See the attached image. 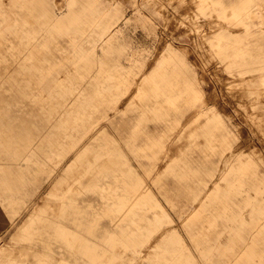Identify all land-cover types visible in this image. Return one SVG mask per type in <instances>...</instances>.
<instances>
[{
    "label": "bare ground",
    "instance_id": "6f19581e",
    "mask_svg": "<svg viewBox=\"0 0 264 264\" xmlns=\"http://www.w3.org/2000/svg\"><path fill=\"white\" fill-rule=\"evenodd\" d=\"M252 6L251 0H203L200 9L225 20L211 42L227 68L237 75L251 73L247 93L259 104L264 133V28L255 27L264 11L256 13ZM88 9H96L89 0H73L62 15L51 10L50 0H16L15 5L0 0V30L11 34L0 40V231L15 227L22 233L18 257L5 264H264V173L252 160L236 155L231 163L234 154L225 157L233 134L224 132L218 114L204 124L211 144L200 153L189 147L176 163L154 173L161 163L152 162L151 154L158 156L162 150L155 147L165 144L169 129L180 114L185 116L181 104L201 98L182 53L170 48L166 60L182 68L167 66L161 79L152 75L155 100L166 98L173 106L143 105L142 113H156L154 125L142 126V115L126 117L119 108L122 117L113 118L109 110L117 109L121 92H129L136 76L121 74L112 57L120 47L122 17L115 21ZM8 10L14 27L5 22ZM72 66L77 75H70ZM101 118L108 125L98 126ZM123 141L134 145L132 153L147 168L146 176ZM220 162L226 166L220 177L229 184L221 188L215 181L212 189ZM148 177L172 208H184L186 217L193 203H201L203 212L184 223L187 241L165 228L171 220L146 185ZM182 195V206L171 198ZM36 197H53V208L33 202ZM257 200L262 202L255 208ZM23 207L34 211L16 222L9 213ZM157 236L160 242L154 245Z\"/></svg>",
    "mask_w": 264,
    "mask_h": 264
},
{
    "label": "rangeland",
    "instance_id": "374dc122",
    "mask_svg": "<svg viewBox=\"0 0 264 264\" xmlns=\"http://www.w3.org/2000/svg\"><path fill=\"white\" fill-rule=\"evenodd\" d=\"M4 1L13 2L14 5L16 3V0ZM50 1L51 10L62 15L69 11L73 0ZM89 1L96 6L94 10H87L91 14H95L100 10L110 17H122L118 24V27L122 28V32L119 33L120 39L118 40L120 47L113 53L112 57L118 59L121 64V68H119L121 74L131 73L132 76H136L129 92H121L123 96L116 102L117 109L111 108L109 110L110 116L120 118L122 114L120 112L117 114L116 111L118 108L120 110L124 109L127 113L123 116L137 117L142 115V126H152L157 122V115L149 110L144 113L141 112L146 103L151 104V102L156 101L159 108L163 110L173 107L166 98L155 100V89L152 81V75H156L158 79H161V73L167 66L170 70L175 67L178 69L182 68L183 65L180 62L166 61L169 59L170 48H176L182 53V60L188 64L186 74L189 76L194 74L193 86L197 87L201 98L196 102H188L187 100L181 104L186 109L185 116L182 117L180 114L179 122L176 121L169 129L165 144L155 147L156 150H162L158 153V156L153 158L151 154L152 162L159 160L161 163L156 167L154 173L159 174L165 171L167 166L173 163L174 160H178L189 147L195 148L200 153L203 146L211 144L210 129H205L204 124L215 114H218L225 124L226 131L224 132H232L233 134L231 141L227 144L225 157L227 158L233 153L234 159L231 163H235L236 155L244 160H252L260 174L264 173V133L261 128L263 121L260 113L261 109L258 107L259 104L255 95L247 93L250 87L249 82L252 80L251 73L237 75L235 70L231 71L227 68L224 61L220 58L218 47L211 42L215 40L213 35L220 26L224 25L222 23L225 20L217 19L216 13L210 9L201 10L200 4L203 0ZM251 2L253 10L257 11H255L256 13L264 11V5L261 4V0H251ZM7 13L8 18L5 22L14 27V13H11L10 10ZM119 18H116L115 21ZM261 18L259 16L255 19V27L257 29L262 28V26L264 28V23H262L264 18ZM236 29L240 30L242 28L236 26ZM6 35L11 34L2 33V30H0V40ZM98 49L100 50V48ZM134 59H136L137 64H134ZM257 72L255 71V74H259ZM74 73L78 74L72 66L70 75L73 76ZM86 85L89 86L90 83L83 85V88ZM138 93L140 94L139 98ZM181 99L182 97H179L177 102L180 101L182 103L183 100ZM131 101L134 103L129 104ZM107 123H109L107 118H101L98 126L100 124L108 125ZM114 133L117 134L116 131ZM216 143L222 148L221 137H218ZM122 145L128 156L139 167L142 175L146 176L148 173L147 168L139 166V162L135 160L132 153L131 149L134 145L125 143V141L122 142ZM219 155L220 153L213 156L215 160H218ZM225 174V163L220 162L219 170L215 172L213 180L210 181L212 189L215 181L219 182L221 188L228 186V179L220 177ZM154 182H157L156 178ZM146 185L155 191L154 198L165 207L166 211L163 210L165 214L167 216L169 214L168 218L171 221L169 226H165V228L177 230L178 234L187 241L189 236L184 223L191 221L195 213L203 212L201 203L199 201L193 203V206L187 211V214L191 216L186 217V214H181L186 213L184 208H172V201L158 192L151 177L147 178ZM59 186L60 184L54 187L53 191L56 192ZM173 197L177 203H181V206L184 204L185 196H172L171 198ZM207 197L204 198L207 199ZM52 198L47 197L44 200L42 197L40 199L36 197L32 201L43 203L46 208L51 209L53 207H50L49 203ZM261 202V200H257L254 207L261 205ZM146 203L149 205L154 202ZM250 208L251 205H247L245 211H249ZM32 209L34 211V208L29 210L28 207H23L18 212L9 214L14 219L18 217L15 221L20 222L29 217L28 215L33 212ZM157 210L162 212L161 208ZM258 210L259 208L255 210V214H257ZM21 235V231L15 227H6L0 231V248L4 247L3 253L0 254V264L7 263L10 257H18L17 249L19 245L17 241H20ZM158 242L160 241L157 236L154 238L153 243L156 245ZM188 242V244L191 243L189 240ZM11 247H14L13 250L8 249Z\"/></svg>",
    "mask_w": 264,
    "mask_h": 264
}]
</instances>
